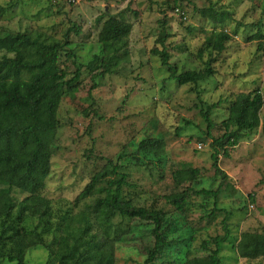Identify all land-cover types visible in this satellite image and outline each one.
<instances>
[{
    "label": "rangeland",
    "instance_id": "1",
    "mask_svg": "<svg viewBox=\"0 0 264 264\" xmlns=\"http://www.w3.org/2000/svg\"><path fill=\"white\" fill-rule=\"evenodd\" d=\"M180 7V11L177 7ZM227 10L231 18L215 24L201 15L204 7ZM132 23L133 29L126 46L118 54V64L103 75L101 58L105 56L99 40L103 20L108 12ZM135 11L138 13L136 14ZM82 27L80 34L72 33L76 56L63 54L60 66L71 75L79 69L78 88L66 91L58 110L60 121L53 144L51 172L41 194L50 199L52 221L63 227L83 204L74 201L92 176L109 158L121 155L129 173L125 195L136 205L162 209L177 215L178 210L168 197L187 188L217 189L218 206L230 211V238L223 243L221 264H264V257L241 258L235 248L246 231L264 232V126L246 134L238 145L221 154L220 166L227 177L215 175L212 165V139L207 134L200 108L218 102L212 110L216 126L211 135L225 131L221 125L228 116L235 94L260 89L264 96V0H0V33L43 31L57 39L74 25ZM231 34L227 49L217 55V73L199 85H179L170 78L161 58L151 50L162 48L158 42L162 32L166 40L170 62L179 70L202 68L215 52L205 49L214 30ZM5 50L0 48V59ZM97 75V76H95ZM264 120V107L261 110ZM159 136L166 142V157L161 165L134 157L139 141ZM184 164L200 168L198 183L185 182L178 186L174 171ZM200 182V183H199ZM16 200L26 194L14 189ZM93 201V198L87 199ZM184 220L194 231L190 247L181 255L204 256L203 240L222 233L223 212L213 215L214 198L188 193ZM115 222L124 228L125 238L115 249L117 264H141L147 248L153 245V225L138 219L121 217ZM31 227L39 226L38 217L29 220ZM60 234V231H57ZM55 233L45 234L47 243L56 246ZM50 249L37 245L29 249L27 264H45ZM174 256L167 253L159 264H174ZM0 264H17L0 257Z\"/></svg>",
    "mask_w": 264,
    "mask_h": 264
},
{
    "label": "trees",
    "instance_id": "2",
    "mask_svg": "<svg viewBox=\"0 0 264 264\" xmlns=\"http://www.w3.org/2000/svg\"><path fill=\"white\" fill-rule=\"evenodd\" d=\"M170 1V0H168ZM174 3L178 0H171ZM177 7V6H176ZM180 8V7H177ZM201 15L215 24H222L231 18L227 10H218L213 6L199 10ZM104 12L99 17L103 20L99 40L105 56L101 58L103 75L112 72V66L118 64V54L126 46L127 38L133 25L122 17ZM137 14L138 12L135 11ZM80 34L82 27L76 23L64 34V39L45 33L4 32L0 33V48L5 54L0 59V257L17 264H27L26 256L30 248L44 245L50 249L45 264H117L115 249L118 241L125 238V230L115 222V218L132 221H147L153 225V245L146 251L141 264H159L158 261L172 253L174 264H221L223 243L230 238V211L218 206L217 189L188 187V193L214 198L213 215L223 212L222 233L211 236L201 243L208 253L204 256L181 255V251L192 245L194 231L186 220L184 211L188 203L186 191L168 197L178 210L177 215L169 214L162 209L136 205L125 195L129 173L121 155L118 159L109 158L106 164L97 171L85 188L76 197L74 204L83 208L70 221L55 227L52 221L50 199L41 194L51 172L53 144L57 138L60 121L58 110L64 93L75 91L80 83L81 71L77 69L69 77V72L59 64L66 54L76 56L71 34ZM256 37L261 41L264 35L259 32ZM168 33L162 32L158 42L162 48L151 51L161 58L162 65L167 67L170 78L176 79L179 85L196 84L212 78L217 70L214 62L217 55L227 49L231 34L222 29L214 30L206 41V48L199 50L203 56L205 49L215 52L202 68L179 70L170 62L166 40ZM97 76V75H95ZM218 101L208 105L200 112L207 124V134L211 137L212 165L215 175L223 179L226 172L220 166V155H229V149L261 126L264 120L261 110L264 107V96L260 89L238 92L229 105L228 116L222 120L224 132L220 136L211 135L216 126L212 110L220 105ZM134 157L142 164L145 161L161 165L166 157V142L163 137L153 136L139 141ZM200 168L184 164L174 171L173 177L178 186L185 182L198 183ZM200 183V182H199ZM14 189L26 196L16 200ZM93 198V201L87 199ZM38 217L39 226L31 227L29 220ZM60 231V234H57ZM55 233L56 246H51L45 234ZM235 248L241 258L249 260L264 257V232L246 231L240 236Z\"/></svg>",
    "mask_w": 264,
    "mask_h": 264
},
{
    "label": "built area",
    "instance_id": "3",
    "mask_svg": "<svg viewBox=\"0 0 264 264\" xmlns=\"http://www.w3.org/2000/svg\"><path fill=\"white\" fill-rule=\"evenodd\" d=\"M179 11H180V9L179 8H177Z\"/></svg>",
    "mask_w": 264,
    "mask_h": 264
}]
</instances>
